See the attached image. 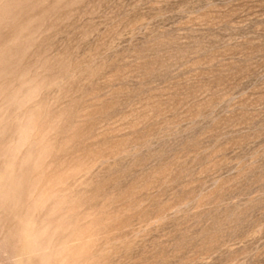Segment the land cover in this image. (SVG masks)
Here are the masks:
<instances>
[{
	"label": "rangeland",
	"instance_id": "374dc122",
	"mask_svg": "<svg viewBox=\"0 0 264 264\" xmlns=\"http://www.w3.org/2000/svg\"><path fill=\"white\" fill-rule=\"evenodd\" d=\"M0 264H264V0H0Z\"/></svg>",
	"mask_w": 264,
	"mask_h": 264
}]
</instances>
